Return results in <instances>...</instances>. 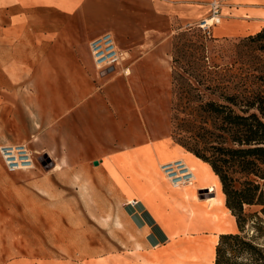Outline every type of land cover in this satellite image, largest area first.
<instances>
[{
  "label": "crops",
  "instance_id": "crops-1",
  "mask_svg": "<svg viewBox=\"0 0 264 264\" xmlns=\"http://www.w3.org/2000/svg\"><path fill=\"white\" fill-rule=\"evenodd\" d=\"M211 1L0 0V144L24 142L36 157L7 178L0 157V190H19L27 205L32 196L106 197L109 183L140 233L130 250L75 264H167L172 253L213 264L220 235L239 231L212 165L173 137L174 34L209 16ZM219 1L212 37L264 30V0ZM105 32L127 57L101 72L89 42ZM177 158L193 168L192 184L175 187L162 171ZM170 213L184 227L172 231ZM181 242L206 255L171 253Z\"/></svg>",
  "mask_w": 264,
  "mask_h": 264
},
{
  "label": "rangeland",
  "instance_id": "rangeland-1",
  "mask_svg": "<svg viewBox=\"0 0 264 264\" xmlns=\"http://www.w3.org/2000/svg\"><path fill=\"white\" fill-rule=\"evenodd\" d=\"M172 65L174 135L207 154L221 144L223 132L215 117L221 107L209 102L232 105L227 98L233 95L240 103L264 104V30L261 35L209 38L197 26L181 29L174 34ZM221 109L228 113L227 107ZM251 111L259 112L256 107ZM4 169L6 178L24 170ZM6 192L0 190V264H75L82 255L130 250L140 241L124 200L109 183L106 197L32 196L27 205L19 190ZM260 209L258 204L245 205L244 234L264 247V235H258L254 223L255 213L263 215ZM180 246L179 253L185 254ZM206 251L195 255L204 257ZM233 260L254 264L244 253Z\"/></svg>",
  "mask_w": 264,
  "mask_h": 264
},
{
  "label": "trees",
  "instance_id": "trees-1",
  "mask_svg": "<svg viewBox=\"0 0 264 264\" xmlns=\"http://www.w3.org/2000/svg\"><path fill=\"white\" fill-rule=\"evenodd\" d=\"M262 33L263 30L257 35ZM236 97L232 95L227 98L234 107L209 102L217 107L228 108L226 115L221 108H216L215 117L223 123V132L220 134L221 144L211 155L178 139L174 129L173 137L212 165L222 181L226 204L237 218L239 231L220 235L213 264H239L231 260L243 253L254 264H261L259 261L264 260V247L254 243L244 231L247 224L245 205L258 204L263 215L255 213L257 220L254 223L258 235H264V104L249 100L240 103ZM253 107L259 112L251 111ZM228 252L231 255L228 256Z\"/></svg>",
  "mask_w": 264,
  "mask_h": 264
},
{
  "label": "built area",
  "instance_id": "built-area-1",
  "mask_svg": "<svg viewBox=\"0 0 264 264\" xmlns=\"http://www.w3.org/2000/svg\"><path fill=\"white\" fill-rule=\"evenodd\" d=\"M220 7L219 0H212L209 16L193 24L199 27L206 37H212V27L221 20ZM89 47L95 65L101 72L121 66L127 57L126 51L119 47L112 32L96 36L89 42ZM123 71L128 73L129 67H124ZM0 155L8 170L36 167V157L28 144L24 142L1 143ZM160 167L175 187L190 185L195 180L196 175L193 168L183 158L162 163Z\"/></svg>",
  "mask_w": 264,
  "mask_h": 264
},
{
  "label": "bare ground",
  "instance_id": "bare-ground-1",
  "mask_svg": "<svg viewBox=\"0 0 264 264\" xmlns=\"http://www.w3.org/2000/svg\"><path fill=\"white\" fill-rule=\"evenodd\" d=\"M167 224H168V226L170 227V229L172 231L176 229L175 228L176 225L180 226V228L184 227V225L177 223V219H176L175 213H170V216H169V218L167 220ZM218 227L219 228H223L222 225H218ZM175 250L178 251V248L177 247L176 248L173 247V248L170 249V252L172 253ZM180 250L182 252H184L185 254H189V253H192V252L198 253V254H202L204 252V248L200 244H198L196 242L185 244V245H181L180 246ZM165 260H166L167 264H181L178 260L175 259V256H174L173 253L169 254L167 259H165ZM183 264H185V263L183 262Z\"/></svg>",
  "mask_w": 264,
  "mask_h": 264
}]
</instances>
